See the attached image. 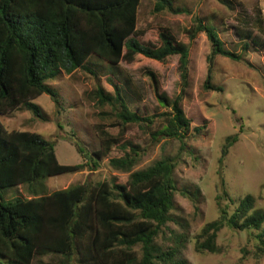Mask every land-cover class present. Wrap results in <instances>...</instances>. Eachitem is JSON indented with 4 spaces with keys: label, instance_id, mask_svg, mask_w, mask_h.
Returning a JSON list of instances; mask_svg holds the SVG:
<instances>
[{
    "label": "trees",
    "instance_id": "16d2710c",
    "mask_svg": "<svg viewBox=\"0 0 264 264\" xmlns=\"http://www.w3.org/2000/svg\"><path fill=\"white\" fill-rule=\"evenodd\" d=\"M140 0H0V114L20 106L43 118L32 100L47 93L56 103V92L45 81L60 72L86 68L90 55L111 65L134 57L165 61L178 56L179 92L169 97L158 90L148 71L155 96L163 109L151 114L132 111L113 84V93L96 88L98 105L108 104L116 129L97 126L99 149L84 154L85 162L61 164L54 142L36 132L6 129L0 122V257L16 264H186L183 248L189 238L184 227L170 229L173 221V170L176 162L165 156L134 169L146 149L138 142L124 140L121 155L108 157L111 168L127 173L124 182L115 179L90 184L68 185L47 194H37L35 183L47 176L97 167L126 133L136 126L148 138V146L160 140L176 139L184 148L187 137L201 134L204 125L192 126L181 106L189 83V46L168 30L159 32V43H142L136 34ZM154 10L178 13L173 0H154ZM189 40L204 32L209 52L203 88L220 91L211 82L215 55L233 60L242 56L226 49L211 23L193 17ZM261 23L260 17H258ZM260 27V26H259ZM241 33V32H240ZM248 36V34H246ZM248 43H243L247 49ZM248 63V62H246ZM237 134L228 135L221 147L218 170V216L206 222L194 235L195 251L217 252L219 230H244L254 241L255 256L264 253V210L255 207L252 194L233 199L225 189L222 161ZM26 186L29 195L2 198L10 187ZM189 195L188 190H182ZM232 206V208H230Z\"/></svg>",
    "mask_w": 264,
    "mask_h": 264
},
{
    "label": "rangeland",
    "instance_id": "374dc122",
    "mask_svg": "<svg viewBox=\"0 0 264 264\" xmlns=\"http://www.w3.org/2000/svg\"><path fill=\"white\" fill-rule=\"evenodd\" d=\"M173 4L182 11L156 12L154 0H140L135 35L142 43L156 45L159 32L165 29L176 40L188 44L189 83L181 106L192 126H205L203 132L187 137L184 148L179 147L176 139L160 140L148 146L147 136L136 126L129 125L123 139L112 147L109 155L99 160L97 167L90 169L86 165L76 172L41 178L35 183L36 193L47 194L84 181L90 184L109 179L124 182L127 173L111 168L108 157L121 155L119 144L122 141L138 142L147 149L134 169L165 156L173 157L176 162L173 170L176 190L170 211L173 221L168 226L177 232L185 227L189 232L183 248L186 264H264V253L254 255V241L244 230L221 228L216 238L220 248L217 252L194 249V235L218 216L219 158L228 135L237 134V138L222 161L225 189L233 199L252 194L255 207L264 210V0H173ZM194 16L213 24L223 46L242 56L241 60L223 55L213 57L211 82L221 86L220 91L203 88L209 43L204 32H197L189 40ZM245 42L249 45L247 49L243 48ZM85 66L71 73L60 72L45 81L56 92L57 102L47 93L32 100L38 104L43 118L20 106L0 114V122L9 130L39 133L54 142L59 163L76 164L85 162V157L76 150L74 140L87 155L100 147L97 126L116 132L110 126L114 121L110 106L98 105L93 98L96 88L113 93V84H117L129 108L139 114L163 109L147 74L149 70L154 73L159 91L169 97L179 92L177 55L162 62L134 57L116 65L90 55ZM183 189L188 190L189 195L182 194ZM1 194L3 199H10L26 197L29 192L22 185L7 188ZM0 264L16 263H7L0 257Z\"/></svg>",
    "mask_w": 264,
    "mask_h": 264
},
{
    "label": "crops",
    "instance_id": "0c3cea01",
    "mask_svg": "<svg viewBox=\"0 0 264 264\" xmlns=\"http://www.w3.org/2000/svg\"><path fill=\"white\" fill-rule=\"evenodd\" d=\"M20 187V186H19Z\"/></svg>",
    "mask_w": 264,
    "mask_h": 264
}]
</instances>
